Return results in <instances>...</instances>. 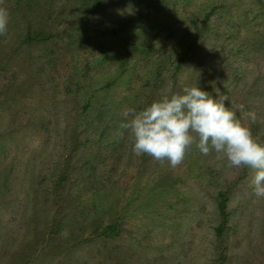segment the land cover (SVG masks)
<instances>
[{"label":"rangeland","instance_id":"374dc122","mask_svg":"<svg viewBox=\"0 0 264 264\" xmlns=\"http://www.w3.org/2000/svg\"><path fill=\"white\" fill-rule=\"evenodd\" d=\"M0 7V264H264L252 169L195 143L172 168L114 136L123 110L198 86L264 144V0Z\"/></svg>","mask_w":264,"mask_h":264},{"label":"clouds","instance_id":"9594fccd","mask_svg":"<svg viewBox=\"0 0 264 264\" xmlns=\"http://www.w3.org/2000/svg\"><path fill=\"white\" fill-rule=\"evenodd\" d=\"M8 21L7 9L0 7V35L6 34ZM226 100L214 98L198 86L184 87L182 93L164 95L142 110H123L124 120L114 136L120 140L127 133L133 139L135 155L167 161L172 168L183 163L195 143L202 155L214 151L229 167L252 169L253 194L264 198V144L254 138L235 111L225 106ZM242 115L253 122L257 119L252 111Z\"/></svg>","mask_w":264,"mask_h":264},{"label":"trees","instance_id":"16d2710c","mask_svg":"<svg viewBox=\"0 0 264 264\" xmlns=\"http://www.w3.org/2000/svg\"><path fill=\"white\" fill-rule=\"evenodd\" d=\"M216 209L217 212H219L220 216L222 217V219H224L225 217V209H226V199L224 197L223 194H219L218 198H217V203H216ZM223 225L220 224L217 226L216 228V232L215 234L217 236L220 235L221 230H222ZM100 228H97L96 232L97 234L99 233V235L106 237V238H115L117 236H119V228L117 224H109L106 226H103L100 230Z\"/></svg>","mask_w":264,"mask_h":264}]
</instances>
